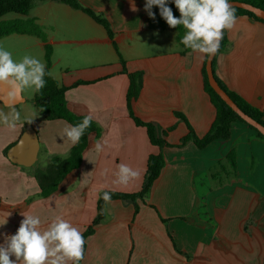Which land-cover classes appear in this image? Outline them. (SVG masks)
<instances>
[{"label": "crops", "instance_id": "obj_1", "mask_svg": "<svg viewBox=\"0 0 264 264\" xmlns=\"http://www.w3.org/2000/svg\"><path fill=\"white\" fill-rule=\"evenodd\" d=\"M79 1L109 20L118 52L103 25L55 0H34L27 15L14 17L34 18L45 40L20 33L0 38V46L16 60L31 55L33 48L41 49L45 59L44 45L50 44V72L68 87L67 106L79 115L91 113L101 129L98 137H90L80 166L42 196L35 173L54 157L68 156L74 144L62 133L71 124L45 118L30 89L15 97L20 121L14 128L0 124V221L7 220L0 226V242L4 234L16 232L23 211L40 216L41 230L62 216L84 232L97 216L100 192L139 191L149 155L161 153L164 165L144 199L105 203L104 217L85 239L79 264H264V137L236 120L227 139L204 148L193 141L178 145L188 125L203 136L215 119L216 108L204 87L206 55L184 50L175 28H161L149 17L146 0ZM236 17L226 29L228 43L217 57L216 73L229 89L264 109V22ZM11 35L32 42L16 48L5 40ZM124 66L143 73L134 114L155 124L157 135L171 145L153 144L146 127L130 116ZM77 81L84 82L73 85ZM7 91L0 85L2 112L9 110ZM230 151L234 168L227 158ZM120 163L137 173L127 184L115 182Z\"/></svg>", "mask_w": 264, "mask_h": 264}, {"label": "clouds", "instance_id": "obj_2", "mask_svg": "<svg viewBox=\"0 0 264 264\" xmlns=\"http://www.w3.org/2000/svg\"><path fill=\"white\" fill-rule=\"evenodd\" d=\"M172 4L179 11V17L173 14ZM133 10L135 4L133 3ZM159 9V15L169 27L178 25L184 29L179 43L193 53L206 55L211 59L220 49L224 30L231 29L237 20L235 8L230 0H146L144 9L151 18ZM45 64L34 56L25 54L19 60L7 48L0 46V85L8 88L9 102L7 112L0 111V124L14 128L21 119V113L15 108V97L30 89L39 93L45 87ZM93 121L91 113L73 125L63 129L62 137L73 144L78 143L85 130ZM97 151L103 144H96ZM137 175L136 171L125 163H120L115 172L116 183L127 184ZM105 202L111 200L110 191H103ZM23 219L14 234H4L0 242V264H79L84 256L85 238L80 229L62 216H55L41 230V218L30 212H22ZM7 220L0 221L3 226Z\"/></svg>", "mask_w": 264, "mask_h": 264}, {"label": "trees", "instance_id": "obj_3", "mask_svg": "<svg viewBox=\"0 0 264 264\" xmlns=\"http://www.w3.org/2000/svg\"><path fill=\"white\" fill-rule=\"evenodd\" d=\"M58 2L66 3L69 6L80 9L89 15L92 19H94L97 23L103 25L107 30L109 37L113 40L114 32L111 28L109 20L102 15L101 13L96 12L89 6L82 4L79 0H55ZM247 3H251L255 6L261 7L264 9V0H239ZM34 0H0V38L7 36L12 33H20V34H31L40 37L45 40V32L43 28L36 23L34 18H11V19H3L2 17L10 12L27 15L32 8ZM170 7L173 9V14L179 17L180 13L175 8L174 5L170 4ZM235 8V14L238 15H248L253 17L254 19L264 22V19L256 16L252 11L247 10L242 7L233 6ZM153 11L156 13L155 20L161 28H169L167 23L163 18L159 15V9L157 6H153ZM177 30V42L179 43L180 37L183 35L184 29L182 26H177L175 28ZM228 43L226 30H224V36L221 40V46L219 51L216 53L213 59V71L216 80L219 85L227 91V93L231 96V98L238 104V106L245 111L248 115L253 117L255 120L261 122L264 125V109L256 107L245 100L241 95L237 92L229 89L224 81L217 75L216 73V61L220 52H222ZM180 44V43H179ZM113 45L118 52V47L113 40ZM181 45V44H180ZM183 47V45H181ZM45 67L46 72H50V67L52 65V46L48 43H45ZM184 50H189L185 49ZM120 54V53H119ZM121 57V55H120ZM206 59L203 64V77H204V87L206 92L209 94L212 103L216 108L215 119L209 129V131L203 135L198 136L195 134L194 130L188 125L189 131L182 138L181 142L178 145H183L188 141H193L200 148H204L209 145L212 141L218 138L227 139L231 134V125L234 121L239 120L241 122L246 123L249 127H251L255 132L264 137V134L261 133L257 128L246 122L242 119L221 97L220 95L211 87L207 73H206ZM122 63L124 64V60L122 59ZM123 70L127 73L129 78V84L126 94L127 99V107L129 110L130 116L134 119L137 125H141L146 127L147 133L150 141L158 145L159 147H163L169 144L162 136L157 135V130L155 124L152 122H147L142 120L138 116H136L133 112V103L139 95V92L143 83V73L142 71H128L124 66ZM46 84L43 89L39 93L34 92L33 100L35 106L39 109L41 114L47 119H65L71 125L80 122L85 115H79L74 113L67 106L66 99V90L67 86L60 85L58 81L51 75L45 76ZM84 81H77L73 85H77L78 83H83ZM177 116L184 119L182 113L176 112ZM101 132L100 127L93 120L90 127H88L84 134L81 136L78 143H75L66 158L54 157L49 164L43 168L38 169L35 173V176L39 182L42 196H47L50 193L54 192L59 184V182L71 171L78 168L81 164L83 152L86 149L89 139L92 136L98 137ZM231 166L234 168L236 166L235 153L234 151H230L227 155ZM164 165V159L161 153L150 154L147 160V170L145 174V179L143 185L139 191L136 192H118L113 190H103L110 191L111 199L121 198V199H130L135 200L136 198L144 199L153 185L155 179L159 176L161 169ZM103 191L100 192L98 201H97V216L93 220L92 224L89 225L84 232H82L84 238L94 232V225L100 222L104 217V205L105 201L101 198ZM138 210V206H136V211ZM86 248V242L84 245V252ZM81 261V260H80ZM79 261V262H80Z\"/></svg>", "mask_w": 264, "mask_h": 264}, {"label": "water", "instance_id": "obj_4", "mask_svg": "<svg viewBox=\"0 0 264 264\" xmlns=\"http://www.w3.org/2000/svg\"><path fill=\"white\" fill-rule=\"evenodd\" d=\"M230 3L232 6H238L245 8L247 10L252 11L256 16L264 19V9L258 6H255L251 3H247L244 1H239V0H230ZM216 55V54H215ZM215 55L209 59L207 57L206 59V73L208 77V81L211 85V87L220 95V97L246 122L257 128L261 133L264 134V125L255 120L253 117L248 115L245 111H243L238 104L231 98V96L227 93L225 89H223L218 81L215 78L214 71H213V59ZM1 97V95H0ZM2 98V97H1ZM23 137L20 138L19 141H22Z\"/></svg>", "mask_w": 264, "mask_h": 264}, {"label": "rangeland", "instance_id": "obj_5", "mask_svg": "<svg viewBox=\"0 0 264 264\" xmlns=\"http://www.w3.org/2000/svg\"><path fill=\"white\" fill-rule=\"evenodd\" d=\"M17 14L16 13H14V12H10V13H7V14H5L4 16V19L5 18H7V19H11V18H14L15 16H16ZM7 38H10V39H5V40H10V43L11 44H14L15 46H16V48H20V47H22L23 45H26V44H28L29 42H32V39H30V40H25L24 39V36H20V35H11V36H9V37H7ZM31 55L32 56H36V55H38V59H40V61L42 60H45L44 59V55H43V52H42V50L40 49V50H36L35 48H33L32 49V51H31ZM26 91H28L27 89H26ZM30 93H31V90H30Z\"/></svg>", "mask_w": 264, "mask_h": 264}]
</instances>
